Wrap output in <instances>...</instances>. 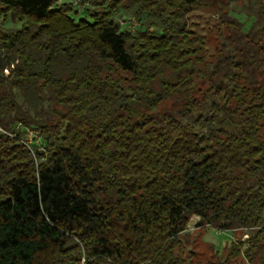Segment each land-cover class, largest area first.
<instances>
[{"label": "trees", "instance_id": "1", "mask_svg": "<svg viewBox=\"0 0 264 264\" xmlns=\"http://www.w3.org/2000/svg\"><path fill=\"white\" fill-rule=\"evenodd\" d=\"M80 1L0 0V264H189L191 217L264 264L263 38L224 15L205 61L204 0Z\"/></svg>", "mask_w": 264, "mask_h": 264}, {"label": "rangeland", "instance_id": "2", "mask_svg": "<svg viewBox=\"0 0 264 264\" xmlns=\"http://www.w3.org/2000/svg\"><path fill=\"white\" fill-rule=\"evenodd\" d=\"M57 5L75 3L80 6L78 15H85L84 8L88 4H82L80 0H54ZM259 14L263 17L259 19ZM236 18L243 24L242 31L247 32L253 29L264 40V0H204L202 5L194 8L187 15V20L191 29L200 35L205 42L204 60H213L216 49L220 46L221 37L224 36V29L221 18L224 16ZM117 18L134 19L129 13H117ZM260 21V22H259ZM134 26L137 24L132 23ZM3 27H19V24L7 20ZM34 132L27 134V144L33 143ZM260 135L264 140V118L261 121ZM198 219L191 217L186 229L179 235L183 243L184 254L188 258L189 264H218L223 263L227 249L235 241H244L250 236V232L245 230H235L218 232L212 227H197ZM264 223V214H263ZM264 242V241H263ZM230 264H255L248 263L241 257L232 260Z\"/></svg>", "mask_w": 264, "mask_h": 264}, {"label": "built area", "instance_id": "3", "mask_svg": "<svg viewBox=\"0 0 264 264\" xmlns=\"http://www.w3.org/2000/svg\"><path fill=\"white\" fill-rule=\"evenodd\" d=\"M75 5L78 6V7L80 6L78 3H75ZM122 23H123V22H122Z\"/></svg>", "mask_w": 264, "mask_h": 264}]
</instances>
